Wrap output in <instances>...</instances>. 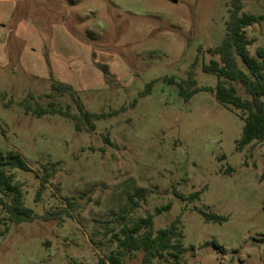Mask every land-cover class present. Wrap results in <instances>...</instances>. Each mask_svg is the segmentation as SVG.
I'll list each match as a JSON object with an SVG mask.
<instances>
[{"label":"rangeland","instance_id":"1","mask_svg":"<svg viewBox=\"0 0 264 264\" xmlns=\"http://www.w3.org/2000/svg\"><path fill=\"white\" fill-rule=\"evenodd\" d=\"M230 1L0 0V153L17 152L28 166L12 172L33 213L19 224L0 213V264H98L110 255L140 264L142 252L119 249L112 236L147 214L154 231L181 216L186 252L171 264H264V144L236 150L239 112L213 91L184 102L168 82L214 88L202 66L217 60L209 50L221 43ZM239 1L240 12L264 16V0ZM243 32L254 57L264 21ZM53 84L105 117L76 128L72 117L26 113L29 102L78 114ZM199 212L226 221L206 223Z\"/></svg>","mask_w":264,"mask_h":264},{"label":"trees","instance_id":"2","mask_svg":"<svg viewBox=\"0 0 264 264\" xmlns=\"http://www.w3.org/2000/svg\"><path fill=\"white\" fill-rule=\"evenodd\" d=\"M239 0H231L228 9V19L224 24V34L219 46L210 49L209 53L217 57L211 60L208 65L202 66L204 73H212L216 78L214 88H195L187 92L183 88V83H175L173 79L168 80L170 84H175L179 89V95L184 102L198 93L213 91L216 102L223 108L239 112V119L242 122L241 135L236 142V150H241L253 142L264 144V48H258L255 56H249L247 47L249 42L245 39L244 29L254 24L264 21V16H253L242 13ZM235 84L241 88L243 95L238 94ZM194 85L193 81L187 82V88ZM152 83L146 84L143 92L138 93V98H142L149 93ZM52 91L59 97L68 95L73 101L78 114L71 115L70 106L66 105L64 111L54 108V103H49L48 108H32L29 102L22 104L26 113L40 117L43 115L60 114L65 117H72L76 120V128L82 123L88 125L90 120H100L105 117L104 113L95 114L83 112L79 101L69 86L63 84L52 85ZM133 100L129 105L135 106ZM115 113V112H113ZM29 171L17 152H9L5 156L0 153V213L2 222L5 224H19L31 222L33 213L23 204V190L19 182L15 181L12 171ZM52 175L48 168L43 170V181ZM199 193L189 196L192 201ZM129 209H133L136 203L132 198L128 200ZM166 205L154 210L156 215L167 211ZM61 212L47 214L43 218L60 219ZM206 223H223L226 218L212 213L199 212ZM181 216H177L167 227L153 230V215L147 214L143 218H138L130 226H122L118 234L112 237L119 249L127 252H142L140 264H152L154 259H159L164 264H171L185 254L186 249L182 246L183 235L180 232ZM119 253V252H118ZM99 259L98 264H119L118 257L110 255L107 261Z\"/></svg>","mask_w":264,"mask_h":264},{"label":"water","instance_id":"3","mask_svg":"<svg viewBox=\"0 0 264 264\" xmlns=\"http://www.w3.org/2000/svg\"><path fill=\"white\" fill-rule=\"evenodd\" d=\"M173 3H176L177 2V0H171Z\"/></svg>","mask_w":264,"mask_h":264}]
</instances>
